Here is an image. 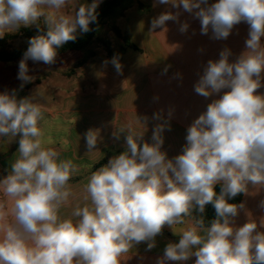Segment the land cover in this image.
Wrapping results in <instances>:
<instances>
[{"label": "clouds", "instance_id": "1", "mask_svg": "<svg viewBox=\"0 0 264 264\" xmlns=\"http://www.w3.org/2000/svg\"><path fill=\"white\" fill-rule=\"evenodd\" d=\"M155 3L177 11L152 18L150 33L166 30L168 21L180 23L179 31L186 33L190 25L180 22L181 10L198 19L200 33L211 31L214 40H226L242 22L249 26L245 51L230 62L232 52L224 48L219 59L207 62L194 85L195 93L206 99L223 94L187 128L186 144L174 158L161 150L164 124L153 128L151 144L141 143L147 118L144 123L137 118L142 131L131 124L121 128L128 133L126 150L91 172L81 202L69 216H61L74 196L69 181L78 167L45 145L39 126L44 113L34 96L18 99L15 91L0 93V136L21 137L11 171L0 179V264H121L136 245L156 247L165 225L180 238L165 246L157 264H185L193 257L194 264H264V231L257 230L251 216L234 226L245 204L229 202L247 195L250 184L264 187V94L258 93L264 79V0ZM71 4L72 0H0V38L21 25L38 24L41 18L47 26L46 35L29 40L19 61L21 87L33 80L29 59L54 65L57 49L75 41L78 30L89 32L96 22L100 0L65 14ZM110 63L122 74L117 56ZM99 139L98 130L86 132L87 154L99 151ZM208 204L216 216L210 226L193 216L194 210L204 213ZM259 227L264 229V218Z\"/></svg>", "mask_w": 264, "mask_h": 264}, {"label": "crops", "instance_id": "2", "mask_svg": "<svg viewBox=\"0 0 264 264\" xmlns=\"http://www.w3.org/2000/svg\"><path fill=\"white\" fill-rule=\"evenodd\" d=\"M102 1L104 0H100V3ZM145 1L129 0L112 16L123 19L129 11L137 9L131 29H121L115 24L109 26L111 30L117 27L129 39L128 44L117 36L120 48L112 50L122 65V74L116 73L110 63L113 57L107 55L109 63L102 66L97 76L80 81L79 71H89L88 67L93 65L96 52L92 51L90 55H83L78 59L72 54L73 51H67L57 55L54 65L29 59L28 74L33 80L21 87L23 82L17 76L19 61L23 57L13 62L0 61V93L15 91L18 99L34 96V102L42 107L44 113L39 126L45 145L55 148L60 152L61 159L71 160L78 167L77 173L69 181L74 196L69 198V205L61 209V216H69L75 205L81 202L80 193L91 172L126 150L127 130H119L128 124L138 131L143 130V125L137 118L141 123L147 118L141 143L151 144L153 128L164 124L161 150L167 153L169 159L181 154L186 144L187 128L206 111L213 99L223 94L221 92L206 99L195 93L194 85L203 74L207 62L219 59V53L224 48L232 52L230 62H234L245 51L249 27L246 23L236 25L226 40H214L211 38V31L202 35L199 20L182 10L180 22H188L190 25L186 33H181L180 23L174 21L166 22V30L157 29L150 33L149 22L152 18L165 11L177 10L168 5L156 4L155 0ZM83 3L90 4L92 1L72 0V4L64 9L65 14L74 13L75 6L78 8ZM108 21L107 19L101 26L109 24ZM40 22L47 30L43 18ZM19 28L4 35L14 36L11 44L15 48H22L16 45L23 38ZM92 42L102 43L98 31ZM130 44L136 45L138 49ZM84 58L87 61L77 67ZM165 67L168 68L166 74L163 72ZM258 93L264 94V79ZM154 114H159V118H154ZM89 129L98 130L100 139L97 144L99 151L87 154L85 134ZM114 133L119 135V139L115 138ZM20 138V134L16 137L0 136V179L11 171V166L18 157ZM261 201H264V187L250 184L248 194L243 195L241 201L245 208L239 210L234 226H242L251 216L258 224L257 230L264 231L259 227L260 219L264 218ZM186 226L176 225L175 230L179 232ZM179 238L172 228L165 225L162 234L156 237V247L147 250L146 243L136 245L121 264H157L158 258L163 256L165 246L169 242H178ZM194 260L195 257L185 264H194ZM166 264L179 262L166 261Z\"/></svg>", "mask_w": 264, "mask_h": 264}, {"label": "trees", "instance_id": "3", "mask_svg": "<svg viewBox=\"0 0 264 264\" xmlns=\"http://www.w3.org/2000/svg\"><path fill=\"white\" fill-rule=\"evenodd\" d=\"M92 1V0H91ZM129 0H104L99 4L97 8V20L90 24V31L87 33L77 32V39L75 41H69L57 49L58 54L65 53L67 51H81L88 47L92 40L95 38L98 28L105 23L107 19L112 17L117 13V11L124 6V4ZM112 31L119 37L123 38V40L129 44V39L127 36H124L120 29L117 27H113ZM20 34L25 38L26 44L22 48H15L11 44V41L14 39L12 35H6L0 38V61L1 62H13L21 57H23L27 47L29 46V40L32 37L46 35L47 30L42 26L41 22L38 24H34L32 27H20ZM106 46V44H104ZM134 49H138V47L134 44H130ZM107 54L110 57H114L116 54L112 52L110 47H106ZM87 61V58L82 59L77 67L82 66ZM220 185L216 186V192L219 193ZM243 198V194L238 195L234 199L230 200V203H241ZM193 216L195 218H203L205 225L210 226V223L213 219L216 218L215 210L211 204L206 205L204 213H199L197 211H193Z\"/></svg>", "mask_w": 264, "mask_h": 264}, {"label": "rangeland", "instance_id": "4", "mask_svg": "<svg viewBox=\"0 0 264 264\" xmlns=\"http://www.w3.org/2000/svg\"><path fill=\"white\" fill-rule=\"evenodd\" d=\"M147 1V0H146ZM145 1V2H146ZM137 9L129 11L128 14L126 15V18H116V17H111L110 19H108L110 22L107 25L101 26L98 30V35L101 38V42L106 44V46L104 44H98L95 42H91V44L86 47L85 49L81 50V51H73L72 54H75V56L78 57V59H81V56L83 55H90V52L95 51L96 52V57H95V61H93V65H90V67H88V70L85 69L84 71H79V80L80 81H87L89 78L91 77H95L97 76L102 69V66L104 65V61H108L107 58V50L106 47H110L112 50L116 51L119 50L120 48V43H119V39L117 38V35L114 33V31H112L109 27L111 26V24H115L118 27L122 28H127L131 29V24L134 21V15L136 14ZM26 44V40L25 38H22V41L18 42L16 45L17 47H23ZM74 68V67H73ZM78 71V69L76 70Z\"/></svg>", "mask_w": 264, "mask_h": 264}]
</instances>
